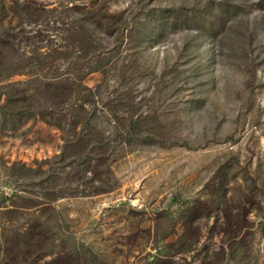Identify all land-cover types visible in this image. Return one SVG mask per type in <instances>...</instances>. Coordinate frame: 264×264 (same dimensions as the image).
Returning <instances> with one entry per match:
<instances>
[{
  "label": "rangeland",
  "instance_id": "obj_1",
  "mask_svg": "<svg viewBox=\"0 0 264 264\" xmlns=\"http://www.w3.org/2000/svg\"><path fill=\"white\" fill-rule=\"evenodd\" d=\"M29 1L27 59L99 69L0 126V264H264V0Z\"/></svg>",
  "mask_w": 264,
  "mask_h": 264
},
{
  "label": "trees",
  "instance_id": "obj_2",
  "mask_svg": "<svg viewBox=\"0 0 264 264\" xmlns=\"http://www.w3.org/2000/svg\"><path fill=\"white\" fill-rule=\"evenodd\" d=\"M39 5L40 4L29 0H0V75L8 71V69H13L14 71L9 74L10 76L11 74L12 76L23 75L26 78L24 82H14L9 79L7 82L1 83L0 85V89L2 90V92H0V126L2 127L10 123L13 124L14 121L19 120L21 122L23 114L19 111L34 100L41 101L42 99H47L56 105L59 103L61 105L65 104L68 110L74 108L73 105H76L78 100H73V96L77 88L82 85L81 80H83V77H87L89 74H93L99 69V66H96V64L93 65L92 63H88L85 65L84 70L80 68V70L75 69L74 72H71L70 69L71 65L74 64L73 62H70L63 72L62 70L60 72V68H52L53 65H56V59H61V55L64 54L62 53V49L69 48L68 46H70V44L65 45L62 42L61 44H55L50 41L49 44L51 46L50 48L48 47L47 51L43 52L42 48H35L32 53L34 56L28 59L26 58V52H21V48H30L31 45H34V39L39 33L37 32L36 36H28V31H26L25 27L28 25H36L41 19L43 20L42 22H46L48 17L45 9ZM92 22L93 21L90 20L84 24L87 25ZM66 25L65 33L68 39L81 35L83 38L81 43L90 44L89 41H84L87 38L77 27L70 24ZM68 39L66 37L63 41H67ZM41 41H43L42 37ZM70 47L74 48L73 45ZM82 47L83 46H78L81 51ZM69 54L73 55L74 51L72 49L69 50ZM82 54L80 57L82 60H85L87 55L89 56L87 52H83ZM15 56H18L17 60L13 58ZM67 58H69L68 55ZM46 66L47 69L43 68ZM33 70H44V72L32 73ZM50 71H56L58 74L50 76L48 75ZM78 71L79 73L84 71L81 76L82 79ZM75 108L81 110L83 106L76 105ZM32 117L35 119V116ZM28 118L29 117H24V120ZM91 121L92 118L88 114L84 119L85 128L92 127ZM133 126L132 124L129 125L131 132ZM72 129L75 130V126H72ZM83 132L84 130L82 128L80 133ZM75 136H77V133H75L74 137ZM4 209H6V207ZM36 228H41V225L30 226L25 229L29 232L30 239L29 243L23 246V250L26 252L25 255H30L28 250L34 245L35 239L33 242L32 239L34 235H36L34 233L35 230H38ZM40 235L41 233L37 236ZM6 243L5 246H7V249L5 248V254L10 251L8 249L9 244ZM25 264H46V262L42 259L31 258L29 261H26Z\"/></svg>",
  "mask_w": 264,
  "mask_h": 264
}]
</instances>
